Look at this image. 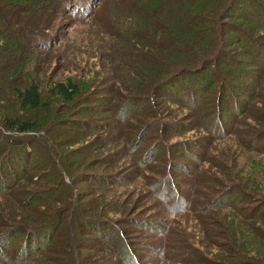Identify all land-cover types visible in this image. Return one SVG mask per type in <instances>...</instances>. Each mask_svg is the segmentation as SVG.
Returning <instances> with one entry per match:
<instances>
[{"label": "rangeland", "instance_id": "1", "mask_svg": "<svg viewBox=\"0 0 264 264\" xmlns=\"http://www.w3.org/2000/svg\"><path fill=\"white\" fill-rule=\"evenodd\" d=\"M114 1L98 0L91 15L68 17L63 41L52 50L23 53V66L28 67L23 81L36 78L45 97L55 82L67 80L79 85L81 94L73 101L48 98L49 107L33 114L43 124L36 132L20 136L0 127V147L12 135L29 140L37 152L28 165V179L0 193V264H218L231 258L226 253L230 247L246 254L240 251L237 260L253 259L249 249L256 244L247 239L246 230L264 229V220L241 221L236 216L249 208L234 184L244 185L243 192L254 186L264 189V163H258L264 162V154L240 143L253 128H263L256 116L264 113V62L238 30L228 28L224 43H219L226 58L200 73L191 72L183 81L188 87L203 82L194 83L206 92L200 103L188 106L162 97L131 107L122 120L118 114L136 91L122 95L114 86L125 88L142 78H130L111 55L123 46L114 34L128 29ZM241 2L233 16L222 19V32L225 22L241 28L264 54V28L250 20L251 14L264 16V0ZM247 8L250 13L244 14ZM19 50L1 52L0 65L17 61ZM19 66L6 69L11 80L0 95V111L5 113L19 114L17 81L13 83ZM236 66L257 83L231 73ZM220 80L249 94L243 112L227 108L218 116ZM210 120L218 132H210ZM150 125L154 128L144 133ZM222 129L228 135L217 137ZM177 162L187 171H174ZM218 181L230 190L222 206L213 207L211 198L221 195L212 197L210 188ZM137 222L156 223L161 230L143 229ZM30 232H41L32 248L25 238ZM123 246L136 261L124 257ZM36 247L39 254L19 259Z\"/></svg>", "mask_w": 264, "mask_h": 264}, {"label": "trees", "instance_id": "2", "mask_svg": "<svg viewBox=\"0 0 264 264\" xmlns=\"http://www.w3.org/2000/svg\"><path fill=\"white\" fill-rule=\"evenodd\" d=\"M241 1L115 0L112 2L114 5L120 4L119 12L124 15L128 29L126 31L118 29L117 32L119 33L115 32L117 34H114V36L123 43V46L116 47L111 55L114 56L115 62L121 64V69L125 70L130 78V74H133L134 77L132 76V78L134 80L135 78H142L140 81L137 79V84L135 82L125 86V88L118 89L114 86V90L116 92L119 90L120 92H118L122 95L136 91L118 116L123 120L129 115L133 107L148 105L151 101L162 97L180 100L188 106H196L200 103L206 92L205 89L201 90L202 85L195 86L194 83L202 84L203 82L194 81L192 86L188 87L183 81L186 80L187 75H191V72L200 73L226 58V51L224 53L223 50L221 51L219 43H224L225 31L228 28L232 31H235L234 29L238 30L237 32H240L244 37L242 41L248 43L258 61L260 59L264 62V54L258 49L259 45L256 40L249 36V33L247 34L241 28L227 22L224 23L227 28L222 32V19L233 16L235 10L239 9ZM97 2L98 0H0V42L5 41L4 44H0V53L11 47L16 48V50L20 49L19 53L21 52L19 59L16 58L17 61L5 62L0 65V95L4 91L3 86L5 84L9 85L11 80V78L5 76L7 67L13 64L21 65L20 68L18 67L19 72H17L18 68L14 71L16 77L13 80V83L15 80L17 81L14 96L18 103L19 114L0 111V127L3 131L20 136L36 132L43 124L39 119L34 118L33 114L42 112L49 107L46 102L48 98L73 101L80 96L81 87L73 80L55 82L51 86L48 98L43 95L36 78L29 79L27 82L23 81L28 70V67L23 66L26 59L23 53L30 49L46 52L52 50L56 44L63 41L61 31L68 25V17L91 15L93 12L91 8ZM249 13L248 8L244 10V14ZM251 19L256 25L264 28V16L253 17L251 14ZM229 43L230 41H227L226 44ZM132 69H135L138 73L135 74ZM234 72L241 73L239 75L243 77L242 79L247 80L249 83H257L253 80L254 77L245 69L236 66L231 68V73L234 74ZM219 83L221 86L216 99L218 116L220 117V113L228 111L227 108L243 112L244 101L246 98L248 99L249 94L240 87L237 88V86L229 88L228 85L223 84L222 80ZM261 103L264 104V98ZM115 112L117 111L115 110ZM149 113L154 115V109L149 110ZM222 116L223 120L230 122L231 118L224 114ZM29 117L33 120L28 119ZM256 119L263 128H253L247 132L246 140L240 143L248 150L264 154V113L259 115L258 112ZM77 125L90 127V123L79 122ZM167 125L164 123V126ZM153 128V125H150L144 133ZM219 130L216 123L210 120V132L213 134ZM217 135V137L223 138L228 134L222 129ZM6 138V143L0 147V193L11 191L15 187L13 184L15 181L20 182L28 179V165H30L32 156L37 155L34 147L29 144L31 143L29 140L23 137H12V135H7ZM261 144L263 145L261 146ZM210 145H212V142H210ZM157 153L158 150L153 152L152 157H155ZM258 163L264 162L260 161ZM180 168L186 169L184 165L177 162L172 169L176 171ZM68 171L71 173L70 169ZM104 179L105 177H101V180ZM59 180H62L60 176ZM234 185L238 187V191L235 192H239L240 195L244 196L243 203L247 204L249 208L247 213H238L236 216L241 221H250V218L264 220V189L263 191L258 190L254 186L249 187L248 192H243L244 185ZM210 189L212 197L217 194L223 195L222 198H220L221 196L211 198L210 201H214L213 207L222 206L221 203H223L229 188L226 190L225 184L218 181V184ZM42 194L44 193L42 192ZM137 223H140L137 225H141L140 228L143 229H150L154 232L161 230L159 225H154L156 223ZM83 226L86 227L85 224ZM46 233L48 237L50 236L49 239L52 238V234L49 235L50 232ZM98 233L100 232L98 231ZM39 234L41 232H30L29 236L25 234L26 243L31 242L30 248L33 247V239L37 238ZM246 237L256 244L255 249L254 247L249 249L252 254L250 257L253 259L237 260L241 252L244 255L246 254L241 248L230 247L226 252L230 254V260L219 261L218 264L264 263V229L259 226L253 227L252 231L247 229ZM248 248L249 246H246L244 249L248 250ZM39 251V248L36 247L22 252L19 259H22L25 254L37 255L40 253ZM121 251L125 258L136 261L131 250L127 249L126 246H123Z\"/></svg>", "mask_w": 264, "mask_h": 264}]
</instances>
